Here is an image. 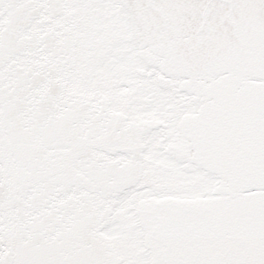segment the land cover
Here are the masks:
<instances>
[{
    "label": "snow or ice",
    "instance_id": "snow-or-ice-1",
    "mask_svg": "<svg viewBox=\"0 0 264 264\" xmlns=\"http://www.w3.org/2000/svg\"><path fill=\"white\" fill-rule=\"evenodd\" d=\"M0 264H264V0H0Z\"/></svg>",
    "mask_w": 264,
    "mask_h": 264
}]
</instances>
